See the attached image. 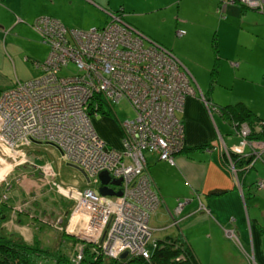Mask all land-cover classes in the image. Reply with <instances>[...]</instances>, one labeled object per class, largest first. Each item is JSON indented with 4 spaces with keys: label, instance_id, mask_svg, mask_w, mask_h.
Instances as JSON below:
<instances>
[{
    "label": "built area",
    "instance_id": "obj_1",
    "mask_svg": "<svg viewBox=\"0 0 264 264\" xmlns=\"http://www.w3.org/2000/svg\"><path fill=\"white\" fill-rule=\"evenodd\" d=\"M237 1L264 11V0H220L217 10ZM123 14L122 8L110 11L104 25L88 29L66 26L46 14L33 20L32 27L49 52L44 61H35L41 69L38 75L0 92V146L4 153L18 155V149L31 141H51L65 160L99 184L66 188L74 199L72 215L83 219V238L97 242L101 251L97 253L111 258L122 251L149 258L157 244L150 215L161 196L152 186L144 151L174 162L184 147V125L177 112L185 97L197 92L182 61L125 21ZM176 33L181 36L185 30L178 28ZM69 66L75 71L60 75ZM121 99H127L134 114L120 120L121 147L114 148L98 134L93 117L104 102L112 105ZM60 123L69 126L60 129ZM231 124L238 141L224 144L225 152L248 157L245 170L258 160L264 163V136L252 137L254 129L245 121ZM263 127L260 120L255 130L264 133ZM7 147L17 152L6 151ZM229 163L235 172L232 160ZM103 170L111 178H121L120 185L108 184L120 189V195L101 194L98 174ZM256 187H264V178ZM182 204L178 201L176 209ZM81 257L78 251L72 259L78 264Z\"/></svg>",
    "mask_w": 264,
    "mask_h": 264
},
{
    "label": "crops",
    "instance_id": "obj_2",
    "mask_svg": "<svg viewBox=\"0 0 264 264\" xmlns=\"http://www.w3.org/2000/svg\"><path fill=\"white\" fill-rule=\"evenodd\" d=\"M39 1L41 5L36 7L34 0H0V92L41 71L35 61H42L40 58H46L49 51L32 22L42 15L39 12L48 10V5L44 4L47 0ZM84 1L103 11L104 16L99 20L92 18V26L104 25L110 11L122 8L123 19L146 34L133 23L132 16L127 19L130 5L125 1L117 4L111 0ZM160 1L157 8L145 9L134 16L175 6L174 17H181L169 24L175 36L172 45L149 33L146 35L182 61L210 107L198 93L187 96L182 110L177 112L184 125V147L175 155L174 162L164 161L149 151L145 156L152 186L161 196V202L150 215L153 236L158 240L179 237L197 264H264V187H256V181L264 178V165L257 169L255 162L244 172L241 166L238 173L232 170L224 144L237 142L238 137L231 120L220 110L222 106L243 102L264 120V109L258 99L234 89L237 83L263 79L260 71L264 70V11L233 2L220 14L217 10L220 0H189L190 6L187 0ZM178 28L185 29V33L178 36ZM195 32L200 35L198 45L194 41ZM204 37H207L206 43H200ZM180 41L188 47L177 48L176 43ZM213 59L216 64H209ZM209 65L215 75L209 72ZM94 126L109 146L121 147V126L107 113L95 119ZM6 151L10 150L6 148ZM4 160L0 149V169ZM253 169L255 173L250 174ZM32 170V174L38 171L35 167ZM9 189L14 192L12 187ZM19 195L17 201L26 198L23 192ZM16 200L14 209L24 211L19 216L30 215ZM178 201H183L179 210L176 209ZM8 204L10 209L9 200ZM34 210L39 214L41 208L35 205ZM31 216L41 220L34 214ZM76 216L73 215V220ZM42 221L49 224L47 218ZM4 224L20 232L21 221L16 217L10 216Z\"/></svg>",
    "mask_w": 264,
    "mask_h": 264
},
{
    "label": "rangeland",
    "instance_id": "obj_3",
    "mask_svg": "<svg viewBox=\"0 0 264 264\" xmlns=\"http://www.w3.org/2000/svg\"><path fill=\"white\" fill-rule=\"evenodd\" d=\"M34 1L36 3V7L41 5L39 0ZM111 1H113L114 4H117L121 0ZM123 1H125L127 5H130L129 10L126 11V14L128 13L127 19L130 20L133 17L132 20L135 21L133 23L146 32V34L149 33L153 37H158L159 41H165V43H168L170 46L172 45L173 38L175 36L171 33L169 24L172 23L173 20L175 21L176 18L181 17L178 15L174 17L175 6L163 7L161 10L155 9L153 12L148 14H139L134 16V14L143 12L145 9L150 10L154 9V7L157 8L158 5H161V1L151 0V3L149 4V0ZM164 1L165 0L162 2ZM175 1L177 2L178 0ZM185 2L190 6L189 0ZM164 3H166V1ZM44 4L48 5L47 7L49 12L48 10H43L39 12L40 14L52 15L55 18L61 19L67 26L72 28L88 29L92 26L91 24H93L91 23L93 17L99 20L102 16H104L102 14L103 11L98 10L92 3L86 2L84 0H51V2L47 0V2ZM218 13L220 12L218 11ZM194 36V41L198 45L197 37L200 35L195 32ZM206 39L207 37H204L200 39L199 42L206 43ZM176 45L177 48L188 47L187 44L182 43L181 41L177 42ZM46 48H48L49 51L47 44ZM44 59L45 57L40 58L42 61H44ZM208 63L215 65L216 61L213 59ZM213 69L214 68L209 65V72L211 75L213 73L215 75ZM74 71L75 69L69 66L62 68L59 73L61 75L65 73H73ZM260 73L263 76V79L260 82H240L234 86V89L244 93L245 95H251L253 98L258 99L262 109H264V70H261ZM195 90L198 93V96L202 99L204 94L202 92L199 93L198 91L200 90L197 91L196 86ZM205 103L209 104L208 100H206ZM102 108H104V111H100L96 117H93V125L95 119L98 120L101 118V114L107 113L111 120L117 124H120V120L131 118L134 114L133 108L130 106L127 99H121L119 102L113 103L112 105H108L106 102H104ZM107 110L108 112H106ZM0 149L3 150L1 146ZM13 152H17V150L14 149ZM147 153L148 151H144L145 156ZM3 154L5 160L3 162L4 164L1 166L4 167L8 163V167L6 166L5 170L3 167L0 169V172H2L1 176L3 173L5 175H3L4 178L0 176L1 179L3 178L2 180L0 179V202L9 200V202L12 203V207L8 210V215L9 217H16V220L21 221V225L19 227L21 233L17 230L15 231L8 229L7 224H4L5 221L0 224L3 228L2 229L0 227V231L4 230L5 234L14 232L18 237H22L24 240L25 238L29 239L25 241L29 243L37 242L42 247L48 248L50 251H52V253H63L68 256L71 264H77L75 262L77 255L74 257V260L72 257L78 251H81L83 256L85 251L84 247H86V245H89L93 252H101L97 242L85 239L81 235L80 231L84 224L83 219L76 216L75 220H73L72 209L74 206V199L72 196L66 193V188L82 189L87 186L95 187L99 185L98 182H94L93 178H91L90 181H87L82 172L77 167L71 165V162L65 160L55 145L48 142L39 141L38 144H36L31 141L28 143V145L21 147V153L18 155L17 153L16 155L14 153L12 155H10L11 153H4V150ZM254 165H256L257 169L259 167L261 169L264 163L258 160ZM19 167L21 169H19ZM33 167L38 169L36 174L31 173L33 172ZM240 170L241 172L245 171L243 168ZM255 171L256 169H253L250 174H254ZM236 173H238V171ZM9 187H12L14 192H12L13 190L9 189ZM20 192H23L26 195V198H22L20 201H17L16 199L20 198ZM40 194L42 195L40 196ZM15 200L18 206L26 209L28 212H30V215H27L25 212L26 216H19V214L24 211L21 209H14ZM35 205L41 208L39 214H37L38 212L36 213L35 210L33 211ZM31 214H34L35 217L37 216L41 220L33 218ZM46 218L49 224H46L44 221H42L46 220ZM28 224L30 226H28ZM99 254L107 259L111 258L108 257V255L104 252ZM49 260L52 261L51 264H55L54 257L50 258ZM42 261L38 263H41Z\"/></svg>",
    "mask_w": 264,
    "mask_h": 264
},
{
    "label": "trees",
    "instance_id": "obj_4",
    "mask_svg": "<svg viewBox=\"0 0 264 264\" xmlns=\"http://www.w3.org/2000/svg\"><path fill=\"white\" fill-rule=\"evenodd\" d=\"M220 110L230 120H245L254 126L252 127L254 130L251 132L252 137L264 136V133L255 130L256 124L261 118L256 116L243 102L222 106ZM100 111H104V108L100 109ZM232 160L237 167V172L240 166L245 170V164L250 159L232 154ZM8 210V201L0 202V224L8 219ZM16 236L14 232L5 234L4 230L0 231V264H51L52 261L49 259L53 257L55 264H71L67 255L63 253L56 254V252L52 253L48 248L42 247L37 242L29 243L22 237ZM175 238L168 237L157 240V244L152 248L149 258L126 256L123 258L116 257L107 259L101 254L93 252L89 245H86L79 264H197L188 247L183 244L179 237ZM40 261L42 262L38 263Z\"/></svg>",
    "mask_w": 264,
    "mask_h": 264
},
{
    "label": "water",
    "instance_id": "obj_5",
    "mask_svg": "<svg viewBox=\"0 0 264 264\" xmlns=\"http://www.w3.org/2000/svg\"><path fill=\"white\" fill-rule=\"evenodd\" d=\"M70 164L77 167L82 172V174L85 176L86 180L89 181L90 178L83 168H81L80 166L74 163H70ZM98 176L101 182V185L99 186V191L101 192V194H110V195H113V194L120 195L121 194L120 189L116 190L113 187L108 186V184L120 185L121 178H111L109 173L106 170L99 172ZM126 255H127V251H124L120 254V257H126Z\"/></svg>",
    "mask_w": 264,
    "mask_h": 264
},
{
    "label": "bare ground",
    "instance_id": "obj_6",
    "mask_svg": "<svg viewBox=\"0 0 264 264\" xmlns=\"http://www.w3.org/2000/svg\"><path fill=\"white\" fill-rule=\"evenodd\" d=\"M58 19V18H57ZM60 20V19H59ZM61 21V20H60ZM67 26V25H66ZM43 42V41H42ZM44 43V42H43ZM45 44H47V43H45ZM48 45V44H47ZM49 46V45H48ZM62 119V118H61ZM69 126V123H67L66 125H64V124H62V123H60L59 124V127H60V129H64V128H67ZM48 129H53V127L52 126H49L48 127ZM48 131H51V130H48ZM33 142H35V141H33ZM36 142H39V140L38 139H36ZM41 142V141H40ZM45 142V141H44ZM48 143H51V141H49ZM51 144H53V143H51ZM54 145V144H53ZM56 146V145H55ZM57 147V146H56ZM10 151H13L10 147H7ZM58 148V147H57ZM59 149V148H58ZM18 151H21V148H19L18 149ZM60 151V150H59ZM61 152V151H60ZM127 256V255H126Z\"/></svg>",
    "mask_w": 264,
    "mask_h": 264
},
{
    "label": "flooded vegetation",
    "instance_id": "obj_7",
    "mask_svg": "<svg viewBox=\"0 0 264 264\" xmlns=\"http://www.w3.org/2000/svg\"><path fill=\"white\" fill-rule=\"evenodd\" d=\"M236 121H241V120H236ZM245 121V120H244ZM245 122H247V121H245ZM248 123V122H247ZM249 124V123H248ZM250 126H251V128L252 127H254V126H252L251 124H249ZM234 132V131H233ZM230 145V144H229ZM229 145H227V146H229ZM232 154L234 155V154H237L238 155V157L240 156V157H244L243 155H241V154H239V153H235V152H230V153H226V155H228L229 156V161L230 160H232ZM232 162H233V164H234V161L232 160ZM234 167L235 168H237L235 165H234Z\"/></svg>",
    "mask_w": 264,
    "mask_h": 264
},
{
    "label": "clouds",
    "instance_id": "obj_8",
    "mask_svg": "<svg viewBox=\"0 0 264 264\" xmlns=\"http://www.w3.org/2000/svg\"><path fill=\"white\" fill-rule=\"evenodd\" d=\"M141 32V31H140Z\"/></svg>",
    "mask_w": 264,
    "mask_h": 264
}]
</instances>
